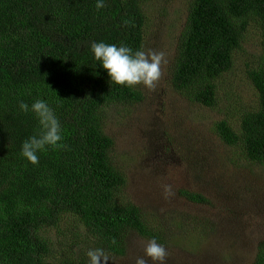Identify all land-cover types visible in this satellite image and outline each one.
<instances>
[{
    "label": "trees",
    "instance_id": "1",
    "mask_svg": "<svg viewBox=\"0 0 264 264\" xmlns=\"http://www.w3.org/2000/svg\"><path fill=\"white\" fill-rule=\"evenodd\" d=\"M150 1L104 0L97 10V0H0V264H88L87 251L96 248L112 264L127 254L131 232L164 244V230L123 200L127 179L104 130L108 109L139 103L142 92L109 83L90 49L102 41L143 50ZM250 30L261 37L247 72L256 99L214 132L239 160L264 165V0H190L170 81L190 102L215 108L216 82ZM36 99L58 117L63 147L38 153L32 165L21 145L39 125L19 104ZM250 264H264V240Z\"/></svg>",
    "mask_w": 264,
    "mask_h": 264
},
{
    "label": "rangeland",
    "instance_id": "2",
    "mask_svg": "<svg viewBox=\"0 0 264 264\" xmlns=\"http://www.w3.org/2000/svg\"><path fill=\"white\" fill-rule=\"evenodd\" d=\"M189 1L144 5L143 50L163 52L166 63L153 90L139 86L141 102L108 109L104 130L127 179L123 200L165 232V264H250L264 240V165L239 160V151L221 142L214 125L253 106L256 94L247 72L260 55L261 37L257 30L245 34L232 69L216 82V107L194 104L170 81ZM165 185L172 192L167 198ZM185 192L200 194L207 203H192ZM128 236L127 254L112 264H134L144 255L149 241L133 232Z\"/></svg>",
    "mask_w": 264,
    "mask_h": 264
},
{
    "label": "clouds",
    "instance_id": "3",
    "mask_svg": "<svg viewBox=\"0 0 264 264\" xmlns=\"http://www.w3.org/2000/svg\"><path fill=\"white\" fill-rule=\"evenodd\" d=\"M105 6L104 0H97V10ZM92 58L98 67L106 73L108 82L117 86L134 88L143 86L153 90L161 77V65L166 63L163 52L133 50L120 44L95 42L90 45ZM19 110L31 113L38 121L39 131L22 142L21 156L30 164L39 163L38 153L48 148H60L63 145L60 121L46 100L36 99L31 105L21 102ZM165 198L172 194L171 187L163 186ZM115 242V241H113ZM167 251L164 245L151 239L144 248V255L135 258L134 264H165ZM88 264H108L109 257L102 248L87 251Z\"/></svg>",
    "mask_w": 264,
    "mask_h": 264
}]
</instances>
